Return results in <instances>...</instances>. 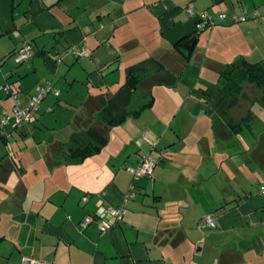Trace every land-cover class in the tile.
Returning <instances> with one entry per match:
<instances>
[{
	"label": "crops",
	"instance_id": "1",
	"mask_svg": "<svg viewBox=\"0 0 264 264\" xmlns=\"http://www.w3.org/2000/svg\"><path fill=\"white\" fill-rule=\"evenodd\" d=\"M263 5L0 0V85H12L20 108L37 84L58 90L29 123L6 124L9 135H0V262L264 264V195L236 178L242 168L264 179V144L255 148L264 128L239 144L234 126L252 113L254 96L244 93L229 104L215 91L225 65L264 61L247 56L254 40L264 38ZM254 10L257 17L247 21L195 30L199 12ZM192 36L189 48L184 43ZM25 44L32 55L15 63L13 52ZM74 47L86 54L77 56ZM13 104L0 89V114L11 113ZM95 135L106 139L98 152L67 159L77 139L95 144ZM146 158L156 163L152 174L133 179L126 167ZM131 186L134 195L127 197ZM103 206L126 211L101 234L95 214ZM207 214L215 226L203 225Z\"/></svg>",
	"mask_w": 264,
	"mask_h": 264
},
{
	"label": "built area",
	"instance_id": "2",
	"mask_svg": "<svg viewBox=\"0 0 264 264\" xmlns=\"http://www.w3.org/2000/svg\"><path fill=\"white\" fill-rule=\"evenodd\" d=\"M264 8V5H263ZM189 16L195 15L191 8L186 9ZM256 10L251 13H244L242 15L231 14L227 15L225 13H218L216 16L209 15L205 11L199 12L196 14L197 18L195 21V30L199 32L206 28H211L218 23L223 21H232V22H243L250 18L257 17ZM72 51L77 55H85V48L74 47ZM33 51L29 44L22 45L17 48L13 54L12 58L15 63H21L32 55ZM59 57L57 61H60ZM0 89H2L5 94L9 95L13 99V108L11 113H7L6 111H1L0 114V135L7 137L9 133L5 130V125L11 123V127L13 129L22 127L23 125L30 122L32 116L39 109L40 103L42 99L49 93L54 96L58 95V90L52 87L49 83L45 84H37L34 86V93L31 94L28 98L27 105L23 108L19 107V101L17 99V94L13 91L12 85L10 83H6L0 85ZM155 161L151 158L143 159L137 166L135 167H126V170L132 175L133 179H138L143 176H150L155 167ZM132 186L130 190L127 192V197H133ZM260 193L264 194V184L260 186ZM86 197L83 198L85 200ZM125 208L122 206H103L99 211L95 214L96 219L98 220V230L101 234L105 233L110 226L111 223H115L121 221L125 214ZM89 219H83L80 223L81 226L84 227L88 224ZM203 225L207 227H213L216 224V219L212 214H207L202 218ZM264 223V221H263ZM22 264H49L44 261H40L33 258H22Z\"/></svg>",
	"mask_w": 264,
	"mask_h": 264
},
{
	"label": "trees",
	"instance_id": "3",
	"mask_svg": "<svg viewBox=\"0 0 264 264\" xmlns=\"http://www.w3.org/2000/svg\"><path fill=\"white\" fill-rule=\"evenodd\" d=\"M134 81V76L130 74V71H128L126 84L128 89H132L134 87ZM245 84H251L252 87L258 90L260 97L258 100L254 99V101H257V103L260 105V108L264 109V61L248 62L244 59H239L233 64L231 63L225 65L218 76V85L215 87V91L219 95L217 96L218 99H220L222 102H229V104L235 103V101L244 94ZM218 99L214 103L220 104ZM250 118H252V116L250 113H248L245 117L239 119L237 124L234 126L236 127V132L240 131L242 126L248 125L246 119ZM263 128L264 127H262V129ZM95 136V144L83 143L81 139H77V146L74 148H69L68 151H66L67 154H65V156L67 159H69V161H81L87 156L98 152L99 149L105 144L106 139L100 135ZM262 136H264V132L260 134L259 137L263 139ZM259 141L260 139H258L257 143H255L257 146L255 148H257V150L261 149V144L259 146Z\"/></svg>",
	"mask_w": 264,
	"mask_h": 264
},
{
	"label": "rangeland",
	"instance_id": "4",
	"mask_svg": "<svg viewBox=\"0 0 264 264\" xmlns=\"http://www.w3.org/2000/svg\"><path fill=\"white\" fill-rule=\"evenodd\" d=\"M223 22H227V21H223ZM233 23L234 24H238V23H240V21L233 22ZM207 29H209V28H207ZM262 29L264 30V27H262ZM254 42L255 43H252L253 45H252L251 53H249V55H247V56H250L249 58H251V60H254V61L263 59L264 58V47H263L264 38L263 37L262 38H256L254 40ZM244 93H248L249 97H251L253 95L255 100H258L259 97H260V94H259L258 90L256 88L252 87V86H249V85H245L244 86ZM249 104H250L249 107L253 104L252 105L253 106L252 107V113L250 112L252 118L246 119L247 120L246 122H247L248 125L242 126V129L239 131V134H238V137H237L239 144L246 143V142L249 143L251 141L253 142L254 141V135L256 134V132L258 130H260L262 127H264V109L257 108V105H258L257 101L253 102V101L249 100ZM245 110L246 109H243V108L239 107V109H238L239 113L238 114L242 113L241 115L244 116V114H245L244 111ZM260 132L262 134L264 132V130H261ZM259 133H257L256 135H258ZM260 144L261 145L264 144V138L263 139L260 138L259 146H260ZM227 165L229 167L230 164H227ZM237 169L238 170H236V173H237L236 174V178L238 179L240 187H245V185L246 186L250 185V190L252 191V193L254 192V194L264 195V194L260 193V186L262 184H264V182H263L264 179H263V176L260 173V171L255 172L254 174L251 173L250 176H249V174L247 175L245 173L246 171L243 170L242 168L241 169L237 168ZM261 197H264V196H261ZM195 256H197V255H195ZM200 257H202V256H200ZM0 264H3V263L0 262Z\"/></svg>",
	"mask_w": 264,
	"mask_h": 264
},
{
	"label": "water",
	"instance_id": "5",
	"mask_svg": "<svg viewBox=\"0 0 264 264\" xmlns=\"http://www.w3.org/2000/svg\"><path fill=\"white\" fill-rule=\"evenodd\" d=\"M194 41H195V36H192L184 43V45L190 48L192 47Z\"/></svg>",
	"mask_w": 264,
	"mask_h": 264
}]
</instances>
